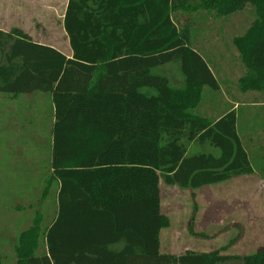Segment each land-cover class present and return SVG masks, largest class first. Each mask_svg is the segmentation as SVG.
<instances>
[{"label":"trees","instance_id":"obj_1","mask_svg":"<svg viewBox=\"0 0 264 264\" xmlns=\"http://www.w3.org/2000/svg\"><path fill=\"white\" fill-rule=\"evenodd\" d=\"M248 5L256 20L236 39L247 71L239 86L264 94V0H68L71 57L0 30V94H49L54 108L43 196L56 183L58 209L49 226L38 214L20 234L16 264H264L262 252L162 251L171 222L161 181L196 192L257 171L264 179L243 108L215 104L221 83L193 35L203 29L182 21L205 25L216 15L226 22ZM173 62L182 89L154 72ZM207 103L212 114L202 110ZM190 234L205 237L192 222Z\"/></svg>","mask_w":264,"mask_h":264},{"label":"rangeland","instance_id":"obj_2","mask_svg":"<svg viewBox=\"0 0 264 264\" xmlns=\"http://www.w3.org/2000/svg\"><path fill=\"white\" fill-rule=\"evenodd\" d=\"M67 4L68 0H0V27H20L32 40L70 54L63 27ZM183 18V23L191 26L193 32V29H203L201 33H192L195 46L221 83L215 104L220 105V110L243 108V127L249 136V147L254 155L264 156V94L243 93L239 86L247 71L236 39L243 37L256 20L252 6L248 5L226 22L216 15L204 22L205 25ZM154 72L164 75L172 88H184L179 62ZM38 103L41 106L37 107ZM14 104V108L0 111V256L4 264H16L19 236L34 225L36 216L41 215L46 227L58 209L56 183L47 197L43 196L51 175V99L45 94L24 98L23 105L29 104L30 108L23 111L20 99ZM214 106L207 103L202 110L212 114ZM203 150L210 151L194 145L193 151ZM161 195L162 212L171 222L170 228L162 232L163 252L181 255L188 251L216 252L225 248L222 252L230 255L264 253V179L259 171L196 192L170 187L161 181ZM191 222L195 232L205 237L190 234ZM41 248L40 254L45 251Z\"/></svg>","mask_w":264,"mask_h":264},{"label":"crops","instance_id":"obj_3","mask_svg":"<svg viewBox=\"0 0 264 264\" xmlns=\"http://www.w3.org/2000/svg\"><path fill=\"white\" fill-rule=\"evenodd\" d=\"M21 29L22 28H20V27H16V26H14V25H9L8 26V28H3V27H0V30H2L3 32H5V33H11V32H13L14 30H19V31H21ZM22 32V31H21ZM35 44H38V45H43V46H49V47H52V48H54V49H56V50H58L59 52H61V53H63L64 55H66L67 57H71L72 56V50H71V47H70V44H69V47H70V54H66V53H64L63 51H61L58 47H56V46H53V45H47V44H44V43H41V42H38V41H36L35 39H33L32 40ZM43 94H45V93H40V92H37V93H32V94H23V95H20V96H18V97H13V96H9V95H4V94H0V99H2V102H1V104H0V111H7V109H10V108H14V106H12V105H15L14 104V101H17V100H19L20 99V105H21V107H22V109H20V110H24V109H29L30 108V106H29V104H25V105H23V99L24 98H29V97H36V96H39V97H42V95ZM45 95H47V96H49L50 97V99H51V104H52V97L49 95V94H45ZM44 97V96H43ZM22 103V104H21ZM39 106H41V103H38V105H37V107H39ZM20 107V108H21ZM53 110H54V108H53V105H52V110H51V119L53 120V122H54V118H53ZM6 113V112H5ZM4 117H6V116H4ZM3 117V118H4ZM2 118V119H3ZM4 119H6V118H4ZM8 122V121H7ZM52 125H53V123H52ZM20 127L22 128V126L20 125ZM203 189V188H202Z\"/></svg>","mask_w":264,"mask_h":264}]
</instances>
